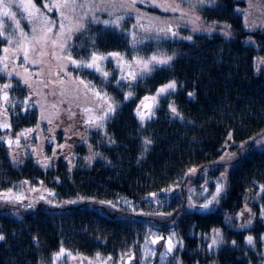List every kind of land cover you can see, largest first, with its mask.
<instances>
[{
  "label": "trees",
  "instance_id": "trees-1",
  "mask_svg": "<svg viewBox=\"0 0 264 264\" xmlns=\"http://www.w3.org/2000/svg\"><path fill=\"white\" fill-rule=\"evenodd\" d=\"M207 2L197 6V11L205 23L218 25L216 33L196 34L191 40H150L144 54V49L136 46L132 35H128L131 32L127 26L125 32L116 26L90 21L68 42L67 58L74 67H79V74L82 70L86 72L80 65L88 63L93 54L119 53L136 65L138 58L147 59L151 55L161 59L171 56L172 60L141 74L131 89L125 84L115 88L101 73L87 72L89 77L85 74L77 77L82 82L86 79L93 82L94 89L101 93L109 92L108 104L114 111L96 130H87L83 125L82 136L75 134L72 140L66 139L69 143L78 139L81 142L76 145L75 160L62 165L58 173L53 171V166L44 169L19 164L0 144V199L10 192L24 195L41 185L53 189L57 195L56 204L39 203L28 210L17 209L20 204L9 200L0 202V208H8V213L4 210L0 213V235L4 237L0 240V264L25 261L37 264L38 257L44 264H50V256H57L61 249L64 254L58 259L61 258L62 264H71L72 257L83 261L109 255L117 259L131 250L138 252L144 243L142 234H137L136 240L115 241L110 235L135 230L134 224H144L142 214L146 212L155 220H171L158 227L160 233L168 234L171 229L177 232L186 245L182 257L188 254L182 264H197L207 255L201 250L213 246L208 240L212 233L221 230L229 235L230 224L238 226L231 219L245 207L246 193L252 191L251 187L258 191L261 182L264 183V137L259 139V134L264 133V26L251 32L247 29L239 11L241 0ZM6 45L2 34L0 57ZM173 81L175 90L158 95L150 118L141 121L135 112L137 101L143 96L156 95ZM11 91L4 111L11 125L14 124V133L40 126V131L48 128L47 132L52 131L54 137L61 130L54 122L44 121L38 102L29 98L30 91L17 83ZM173 107L179 116L171 111ZM57 136L59 145H65L64 137ZM145 139L151 143L145 145ZM255 139L256 143L249 144ZM244 143L257 145L253 147L257 149L243 155ZM58 150L61 155L68 151L66 146ZM228 153L232 159L226 170V165L220 162ZM194 169L200 173L197 178L227 176L221 193L223 203L204 214L189 210L193 204L184 191H180L182 196L178 192ZM174 189L178 193L176 190L173 195L168 193L167 210L145 205L150 196ZM80 198L85 201L82 205L60 204L61 200L80 201ZM124 199L142 203L140 214L131 210L115 212L114 203ZM200 225L201 240L192 235ZM234 235L237 245L243 244V236ZM196 243L201 244V250L196 248ZM222 245L224 241L218 248L223 259L226 255L235 258L237 250Z\"/></svg>",
  "mask_w": 264,
  "mask_h": 264
},
{
  "label": "rangeland",
  "instance_id": "rangeland-1",
  "mask_svg": "<svg viewBox=\"0 0 264 264\" xmlns=\"http://www.w3.org/2000/svg\"><path fill=\"white\" fill-rule=\"evenodd\" d=\"M185 1L187 3L183 0H135L134 3L133 0H43L41 4L37 0H3V3H0V29L6 39L5 49L7 51L4 50L0 57V95L7 94L16 83L25 90L30 91L29 98L31 97V99H35L36 103L38 102L37 106L41 107L39 110L45 118L44 121L49 124L54 122L56 128H61L63 132L61 137H64V141H67L65 145L68 149V151H65L66 156L63 160L68 161L70 165L76 158V145L81 140L78 139L73 143H69L66 139L72 140L75 134L82 136L81 128H83V125L86 126L87 130H96L110 113L108 112V102L111 101L109 92L101 93L99 90L94 89L93 82L87 79L82 82L77 77H81L83 74L89 77L86 74L87 72L101 73L102 75L103 72H107L108 75L102 77L105 81L115 88L125 84L131 89L137 85L141 74L149 73L143 72L142 62L149 61L151 57L156 56L151 55L147 59L138 58L139 63L136 65L134 62H130L132 60L124 59L122 55H119V57L97 55L98 57H104V59L95 62L102 71H96L95 67L83 66L86 64L85 62L80 65V68H84L86 72L82 70V73L79 74V67H74L67 58L70 50V40L82 31L90 21L103 25H106L103 21H109L106 26H127L131 32V34H127L132 35L131 37L136 46L139 45L144 49L142 53L144 54L145 51L147 52L146 49L149 47L150 40H191L196 34H213L218 31L217 24L209 25L205 23L197 11V6L207 4L208 0ZM5 5H10V7L6 9ZM5 10L10 14H15L14 18L12 15L5 17L3 15ZM239 11L244 18L245 26L250 32L264 26V0H241ZM117 17H120L119 20L113 24L112 21L116 20ZM17 21L20 23L19 27H17ZM77 26H80L79 30H77ZM120 60L124 62L120 63ZM87 62L89 63L91 60ZM133 74L135 78H133ZM5 85H9V87L5 88ZM156 93V95L143 96L139 99L135 105V112L138 113L145 97L155 98L154 100H156L158 91ZM5 101L0 100V130L8 128L11 124L10 119L7 117L8 113L6 115L4 111ZM105 113H107L106 116ZM102 116H105L103 120L100 119ZM90 126L93 127L89 128ZM4 133L7 135L6 130H4ZM259 136V139H261L264 137V133H260ZM2 139L1 137L0 144H2ZM256 140L251 141L249 144L256 143ZM43 146L44 142L42 143ZM242 147L243 155L252 151V149H257L245 143ZM59 158H61V152ZM231 159V153H228L227 158L225 157L220 162L226 165V170L229 169ZM199 174V171L192 170L185 180L183 189H178V192L182 196L183 193H180V191H184L189 202L193 204L189 210L204 214L210 212L214 206L223 203L224 195H221V193L227 176L197 178ZM261 183L263 185L258 191L251 187L252 191L246 193L245 207L242 212L231 219L235 220L234 222L237 221L238 226L230 224L229 227H232V230H230L229 235L227 232L224 234L221 230L212 233L210 236L212 238H208V240L212 242L213 239H217L218 243L205 251L200 249V243H196V248L207 254L205 260L199 259L197 264H201L199 261L205 262L204 264H219V262L224 261H227V264H264V225L259 220L261 217L264 224V206L261 205L264 204V198H262L264 183ZM217 187L221 188L218 195L216 193ZM36 189L33 188L32 191ZM175 190L150 196L148 198L149 202L144 203L148 207L154 206L167 210V203L170 202V198L169 202L167 201L168 193L173 195ZM178 192L176 190V193ZM214 195L216 200L212 201ZM0 198L2 197L0 196ZM29 198L32 205L34 203L39 204V200L36 201L32 197L27 198L26 195L18 193L13 194L11 203L20 204L16 206L17 209L28 210L31 206L25 201ZM82 200L80 198V201L77 200L78 202L76 199L62 202L64 206H73L84 204L85 201ZM4 201L0 199V202ZM47 201L45 199L44 202ZM209 201H212V203L209 204L208 208H204L203 205ZM48 204H56V202L50 200ZM114 204L115 206L112 207L115 212L131 210L137 215L144 207L142 203L128 199L119 200ZM5 208H0V212H3L2 210L6 211ZM142 215L144 216L142 217L144 218V224H134L135 230L127 233L123 231L112 233L110 235L111 239L113 241L122 238L136 240L137 234H142L144 243L141 249L135 252L137 256L136 264H182V261H186L188 254H184V258L181 254V251L186 249V245L181 241L177 232L171 229L170 233L161 234L158 227L161 224L164 225L166 221H162L161 218L160 220H155L157 219L155 217L149 218L152 215L148 212ZM241 225H245V227H241ZM134 231L136 235H132ZM202 232L200 225V229L196 230L197 234L192 233V235L199 236L198 239L201 240ZM235 233H240L243 236V244L237 245L239 242L234 235ZM249 236L253 237L254 243L252 245L247 243V237ZM227 240H231V242L227 244ZM221 241H224L222 246L230 245L237 250L235 258L226 255L227 258L223 259V253L219 254L220 250L218 249L221 247L219 246L222 244ZM233 241H235V244H233ZM169 242L172 246L171 252H168ZM133 251L131 250L125 254L127 255ZM202 252L201 255L204 254ZM125 254L117 259L106 255L101 258L98 256L89 257V260L93 264H122ZM238 256L240 259L237 261L236 257ZM50 257V264H62L61 258L58 259L59 255ZM214 259L216 260L214 261ZM36 262L37 264L45 263L41 257H38ZM24 264L30 263L25 261ZM71 264L87 263L84 260L74 258Z\"/></svg>",
  "mask_w": 264,
  "mask_h": 264
},
{
  "label": "flooded vegetation",
  "instance_id": "flooded-vegetation-1",
  "mask_svg": "<svg viewBox=\"0 0 264 264\" xmlns=\"http://www.w3.org/2000/svg\"><path fill=\"white\" fill-rule=\"evenodd\" d=\"M12 88L9 90L11 91ZM7 99H9V95H7ZM9 119V115L7 116ZM44 125V123H42ZM14 124L9 125L6 129H1V137L4 139L5 133L4 130H11L10 137L11 140H13L12 145L8 148H5V150H8V154L11 155V157L17 158L19 160V164L26 163L31 165L32 167H43L51 168L53 166V171L55 173H58L62 165L69 164L68 161L63 160L66 156L65 151L61 155V158L58 159L59 156V148L65 147L66 145H59V142L56 140L58 139L57 135H63V132L61 130H57V132L54 134L53 132H47L48 128L43 129V131H40V126L34 127L33 130L28 129H20L19 133H14ZM6 138V137H5ZM56 138V139H55ZM46 140V141H45ZM44 142V146L42 147V143ZM67 143V141H64ZM63 145V146H62ZM24 186V185H23ZM35 188V187H34ZM14 193H9L8 196L3 197L4 200H12V196ZM24 195L28 197L34 198L36 201L39 200V203H45V199L48 200L46 203H49L50 200H53L56 202L57 195L56 192L53 189H50L49 187H44L43 185L40 186V188H37L35 191H30L29 193H23ZM27 204L31 206L30 208L33 209L34 207H37L38 204L34 203L33 205L30 202V198L25 201ZM61 206L63 205L62 200L60 201ZM64 206V205H63ZM5 213H8V208H5ZM1 213V212H0ZM259 220L262 223V218L260 217ZM74 257L70 259V261H73ZM84 261L87 264L89 263V259H84ZM96 264H102V263H96Z\"/></svg>",
  "mask_w": 264,
  "mask_h": 264
},
{
  "label": "snow or ice",
  "instance_id": "snow-or-ice-1",
  "mask_svg": "<svg viewBox=\"0 0 264 264\" xmlns=\"http://www.w3.org/2000/svg\"><path fill=\"white\" fill-rule=\"evenodd\" d=\"M134 2H135V0H133V3ZM0 3H3V0H0ZM7 7H10V5H5V8L6 9H7ZM3 15L5 17H7L9 15H12L13 18L15 16V14H10L7 10L4 11ZM119 18L120 17H117V19L114 20V21H112V23L115 24L119 20ZM103 23H105L107 25L109 23V21H103ZM19 26H20V23H19V21H17V27H19ZM61 27H63V25H61ZM79 27L80 26H77V30H79ZM0 35H2V33H0ZM5 51H7V49H5ZM110 55L111 56L119 57L120 54L119 53H111ZM102 59H104V57H98L96 54H93L92 57H91V62L86 63L83 66H86V67H89V68L95 67V70L96 71H102V69L95 64V62L97 60H102ZM171 60H172V57L171 56H168V57L163 58V59L157 58L156 56H153V57L150 58L149 61L142 62V64H143V72H151V71H154L157 66L167 65V64L170 63ZM73 63H76V62L73 61ZM103 75L104 76H107L108 73L107 72H103ZM133 78H135V75L134 74H133ZM4 87L7 88V87H9V85H5ZM175 87H176L175 82L174 81L173 82H170L167 85H165L164 87H162V88L159 89L158 95L163 94V93H166L169 90H175ZM97 95H99V94L97 93ZM189 95H192V94L190 93ZM129 96H131V93H129ZM148 99H149L148 97H145V100H148ZM152 99H155V98H152ZM112 111H114V109L111 106H109L108 112H112ZM171 111L176 116H179V113L177 112V110L174 107L171 109ZM106 115H107V113H105V116ZM138 115L140 116L141 121H143L145 119L144 114L140 113L139 111H138ZM150 115L151 114L149 113V118H150ZM105 116L100 117V119L103 120L105 118ZM150 143H151L150 140L145 139V141H144V144L145 145H148ZM220 191H221V188L220 187H217V189H216L217 195L220 193ZM214 200H216V196L215 195L212 197V201H214ZM212 201H209L208 203L204 204L203 207L204 208H208L209 207V204H211ZM249 223H250V221H249ZM241 227H245V225H241ZM3 239H4L3 235H0V240H3ZM217 243H218V240L217 239H213L212 244L213 245H216ZM247 243L249 245H252L254 243L253 237H251V236L247 237ZM233 244H235V241H233ZM171 251H172V246H171V243L169 242L168 252H171ZM63 254H64V249H61V251H60V253L58 255H63Z\"/></svg>",
  "mask_w": 264,
  "mask_h": 264
},
{
  "label": "water",
  "instance_id": "water-1",
  "mask_svg": "<svg viewBox=\"0 0 264 264\" xmlns=\"http://www.w3.org/2000/svg\"><path fill=\"white\" fill-rule=\"evenodd\" d=\"M2 100H6V97H3ZM154 108H155L154 100H145L144 102H142L139 112L144 114L145 117H149V113L152 114ZM6 133L10 134L11 130H6ZM11 144H12L11 138L7 137L4 139L3 145L5 147H10ZM135 263H136V255L134 253L126 255L122 260V264H135Z\"/></svg>",
  "mask_w": 264,
  "mask_h": 264
},
{
  "label": "bare ground",
  "instance_id": "bare-ground-1",
  "mask_svg": "<svg viewBox=\"0 0 264 264\" xmlns=\"http://www.w3.org/2000/svg\"><path fill=\"white\" fill-rule=\"evenodd\" d=\"M119 29H124L125 32H127V28L124 26V27H118Z\"/></svg>",
  "mask_w": 264,
  "mask_h": 264
}]
</instances>
